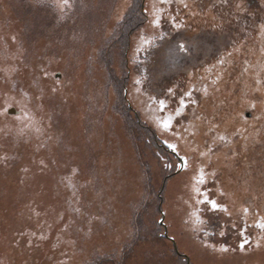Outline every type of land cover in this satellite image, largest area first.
I'll return each mask as SVG.
<instances>
[{
	"label": "rangeland",
	"instance_id": "1",
	"mask_svg": "<svg viewBox=\"0 0 264 264\" xmlns=\"http://www.w3.org/2000/svg\"><path fill=\"white\" fill-rule=\"evenodd\" d=\"M256 2L0 0V264H264Z\"/></svg>",
	"mask_w": 264,
	"mask_h": 264
},
{
	"label": "snow or ice",
	"instance_id": "2",
	"mask_svg": "<svg viewBox=\"0 0 264 264\" xmlns=\"http://www.w3.org/2000/svg\"><path fill=\"white\" fill-rule=\"evenodd\" d=\"M68 3V0H60V4L58 6H66ZM185 7H187V5H185ZM236 8L237 9H241L242 10V6L241 4H236ZM154 24H159V20H155L153 21ZM176 27H179L180 25H175ZM261 28L264 29V24L261 25ZM145 43H147V41H145ZM179 50L181 52H186L188 51V49L186 48V46L184 44H180L179 46ZM137 83H139V81L137 80L136 81ZM53 91H55V89H53ZM169 91H171V89H169ZM161 103V106L163 107V101L160 102ZM169 122H170V118L169 120H166L164 121V127L167 128L169 126ZM221 139H223V137H221ZM169 147H174L172 145H169ZM186 166V165H185ZM200 183H203L204 180H203V175L201 174L200 176ZM206 205H209L210 206V210L215 212L216 210H221V211H224V212H227V208L223 207L221 204H219L216 200H212V199H209L207 196L204 197V201H203ZM244 212H248V209L245 208L244 209ZM258 226L260 228H264V223H259ZM221 235H224L223 232L220 233ZM248 244V241L247 240H244L243 243H241L239 245V249L240 250H244L245 249V246ZM220 252L222 253H227L229 251V248L227 247H221L219 249Z\"/></svg>",
	"mask_w": 264,
	"mask_h": 264
},
{
	"label": "trees",
	"instance_id": "3",
	"mask_svg": "<svg viewBox=\"0 0 264 264\" xmlns=\"http://www.w3.org/2000/svg\"><path fill=\"white\" fill-rule=\"evenodd\" d=\"M260 5V6H259ZM263 3H261V2H256V4H253V5H251V9L254 11V13H250V14H244V18L246 19V20H248V22H247V24H249V20H252V21H254V16L255 17H258L259 15H261L262 14V12H263V10H261L262 8H263ZM250 15V16H249ZM244 24V23H243Z\"/></svg>",
	"mask_w": 264,
	"mask_h": 264
},
{
	"label": "water",
	"instance_id": "4",
	"mask_svg": "<svg viewBox=\"0 0 264 264\" xmlns=\"http://www.w3.org/2000/svg\"><path fill=\"white\" fill-rule=\"evenodd\" d=\"M9 113L10 114H14V113H16V110H14V109H10L9 110ZM169 150V152L174 156V157H176L179 161H180V163H181V167H180V170L178 171V172H180L181 170H182V168H183V164H182V162H183V159L172 149V148H169L168 149ZM163 219L161 220V225H163ZM164 228H166V227H164ZM165 236H166V234H165ZM172 240V239H171ZM172 242L174 243V241L172 240ZM175 244V243H174Z\"/></svg>",
	"mask_w": 264,
	"mask_h": 264
}]
</instances>
